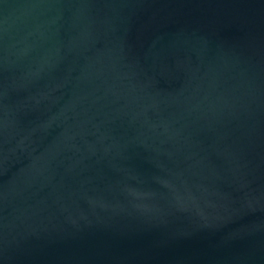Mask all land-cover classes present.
<instances>
[{"label":"water","instance_id":"water-1","mask_svg":"<svg viewBox=\"0 0 264 264\" xmlns=\"http://www.w3.org/2000/svg\"><path fill=\"white\" fill-rule=\"evenodd\" d=\"M0 264H264V0H0Z\"/></svg>","mask_w":264,"mask_h":264}]
</instances>
